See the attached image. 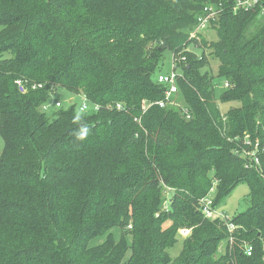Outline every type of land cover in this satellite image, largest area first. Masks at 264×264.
<instances>
[{"label":"trees","instance_id":"1","mask_svg":"<svg viewBox=\"0 0 264 264\" xmlns=\"http://www.w3.org/2000/svg\"><path fill=\"white\" fill-rule=\"evenodd\" d=\"M236 1L0 0V264H264V0ZM206 7L216 41L195 29ZM165 52L177 108L158 104ZM56 89L99 110L49 116ZM241 183L247 210L203 215L212 188L217 212Z\"/></svg>","mask_w":264,"mask_h":264},{"label":"rangeland","instance_id":"2","mask_svg":"<svg viewBox=\"0 0 264 264\" xmlns=\"http://www.w3.org/2000/svg\"><path fill=\"white\" fill-rule=\"evenodd\" d=\"M1 29L2 27L0 26V30ZM200 34H202L203 37H205V39L208 41H216L217 39L215 30L212 28L210 29L206 28V29L200 30ZM208 53L209 51L205 52L206 55ZM198 54L200 53L198 52ZM207 60L209 64L205 68H202L201 72L208 71L215 75L217 72V68H218V61L211 57H208ZM171 72H172L171 55L169 52H165L154 79L156 81L158 76H161V75L165 76V75L170 74ZM215 84H216L215 95L217 98L223 90V83L221 80L216 78ZM57 102L61 104V106L58 108L55 107ZM82 103L83 102H82L81 94H72V93L67 92L64 89H56L54 90L53 93H51L50 100L46 104L48 109L45 111L44 110L42 111H44L47 115L50 116L51 114L59 110V108L61 107L65 109L73 105L74 107L78 109V107ZM173 103H176V101H174ZM180 104L181 102H179V104L176 103L174 104L173 107L179 106ZM217 104H218V108L222 116L226 114V112L228 111L230 107H236L239 105L237 102H230L226 104H222L218 102ZM87 106H88V109H87L88 113H90L91 111H94V106L92 103H88ZM244 145H246V147H250L252 145L251 142L247 139V137L244 140ZM3 147H4V144L0 137V155L3 151ZM243 150H246V149H243ZM248 195H249L248 186L244 183L239 184L229 196H227L226 198L220 201L219 205L217 206V214L228 215V217L231 219L233 216L247 210L250 207V199ZM208 198L213 199V200L215 199V188H212L211 192L208 195ZM190 231L191 230L189 228H181L178 230L177 243L174 245V247H172L168 251L170 257L175 258L180 253L181 248H182V241L185 237H187L190 234ZM111 233H113L116 239L120 237V230L117 228L112 229ZM103 241H104V237H100L95 240H92L90 244L91 246H95V245L102 243ZM127 242L128 243L130 242V237H127ZM221 248L223 250L222 246ZM127 255L129 254L127 253Z\"/></svg>","mask_w":264,"mask_h":264},{"label":"built area","instance_id":"3","mask_svg":"<svg viewBox=\"0 0 264 264\" xmlns=\"http://www.w3.org/2000/svg\"><path fill=\"white\" fill-rule=\"evenodd\" d=\"M259 3V0H237L235 5L233 6V9L237 10V9H243L245 11H249L250 8L254 7L256 4ZM262 15H264V8H262ZM218 14V12L213 9V8H204V11L201 15L198 16L197 18V25H196V30L200 31L203 29H206L210 23L211 20H214V17ZM181 77V74L178 72V67L176 65L175 62L172 61V72L168 75L165 76H158V78L156 79V82L160 85H165L167 86V89L165 91V100L164 101H160L158 102V104L161 107H165L167 104H176L173 103L174 100L172 99V97H174L175 95H177L178 93V87H177V80ZM17 84L20 86L21 83L18 81ZM228 84L224 83L223 88H227ZM82 104L78 107V111L81 113H86L88 112V106L87 104L89 103L88 99L82 95ZM61 104L59 102L56 103L55 107H60ZM94 106V111L97 112L99 110V106L93 104ZM112 107H114L116 110H121L122 106L120 104H116L115 106H109V109H112ZM48 107L45 104L42 107V110H47ZM248 157L249 161H253L255 163L258 162V158L256 156V154L252 151V153H247L246 155ZM200 205H201V212L203 213V215L207 218H212V217H221L223 219H227V216H224L222 214H217V212L215 210H213L211 208L212 206V199L206 197L204 199H202L200 201ZM227 229L229 232H231L232 230H234V226L233 224L227 222L226 223ZM252 251L253 248L252 247H246L245 249V253L247 256H251L252 255Z\"/></svg>","mask_w":264,"mask_h":264},{"label":"clouds","instance_id":"4","mask_svg":"<svg viewBox=\"0 0 264 264\" xmlns=\"http://www.w3.org/2000/svg\"><path fill=\"white\" fill-rule=\"evenodd\" d=\"M77 120L80 119L79 115L76 117ZM86 136V133L84 131H81L79 134H78V139L80 140H83Z\"/></svg>","mask_w":264,"mask_h":264}]
</instances>
